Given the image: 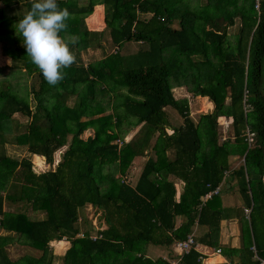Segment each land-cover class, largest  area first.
<instances>
[{"label": "trees", "instance_id": "obj_1", "mask_svg": "<svg viewBox=\"0 0 264 264\" xmlns=\"http://www.w3.org/2000/svg\"><path fill=\"white\" fill-rule=\"evenodd\" d=\"M204 1L195 8L192 0H58L71 13L61 35L78 43L76 62L53 87L16 30L34 0H0L1 54L26 73L31 98L0 79V264H52L49 245L61 240L70 243L62 264H175L172 255H145L150 245L172 249L178 264H203L198 246L220 248L239 264L264 261V0L258 10L256 0ZM98 5L113 52L86 65L81 52L104 45L106 31L86 24ZM124 43L132 45L123 52ZM183 87L207 98L212 111L192 117L188 99L174 95ZM222 118L232 137L221 143ZM125 120L138 128L129 140L119 131ZM10 141L26 149L21 159L7 155ZM64 147L54 169L33 172L30 157L53 165ZM147 155L132 185L130 172ZM232 156L242 159L234 170ZM173 179L183 182L178 198ZM227 179L241 208L223 206ZM87 205L105 213L106 230L86 224ZM234 218L240 247H220L221 222ZM190 235V250L179 254L176 243ZM15 245L25 253L12 260L7 248Z\"/></svg>", "mask_w": 264, "mask_h": 264}, {"label": "rangeland", "instance_id": "obj_2", "mask_svg": "<svg viewBox=\"0 0 264 264\" xmlns=\"http://www.w3.org/2000/svg\"><path fill=\"white\" fill-rule=\"evenodd\" d=\"M204 0H192V7H199L201 5L204 4ZM81 4H84V2H82ZM98 15V14H97ZM86 22L88 23L89 28H91L93 31L96 32H100L102 30L105 29H101L102 27V23L99 25V22H101V20L97 19V20H93V17L90 16L86 19ZM237 26L233 29L230 30V35H233V33L236 31ZM105 34L103 37H101V41H99V43L104 44L102 45V48L100 49H95V48H90L85 52H81L80 56L82 61L84 62V64H89L90 62H95L98 61L99 59L103 58L105 55H108L109 53H112L113 50L110 47V43H109V35L107 30H105ZM233 33H232V32ZM234 41V37L230 38V42ZM96 42V41H95ZM131 43H124L121 47V51L124 52V49L127 45H129ZM96 45V44H95ZM132 45V44H131ZM0 69H2L0 71V79H7L9 80L11 83V87L12 90L14 92H16L18 94L19 97H21L22 99H26L28 102L30 101L29 99L30 96H27V93L29 91L28 85H29V79H27L28 77L26 76V73L23 72L22 69L16 68L13 63L11 65L8 64V58H5L2 56L1 54V46H0ZM27 77V78H26ZM175 97H177V99H183L188 97V101L190 104V110H191V115L192 117H194L196 120L198 118L199 115H208L213 108V105H210V101L205 99V98H200V97H194V95H191L188 93L187 87H183V88H177L175 89L174 92ZM103 101H106V99L104 98ZM72 101H69V104H71ZM31 105H33V102L31 103ZM210 106V108H209ZM173 119L178 120L179 117L175 114V113H171ZM18 120H20L23 123H26V118H21V117H17ZM130 121V120H129ZM180 122V120H179ZM230 123L228 120H226L225 118H222L219 122V128H218V133H219V142H223L225 139L227 138H231L232 137V130H231V126H229ZM132 130V131H131ZM119 131H122L123 133L126 132L128 133L127 136V140H129V138L138 131V128H133L127 120L123 121V123L121 124V127L119 129ZM131 131V132H130ZM121 132V133H122ZM93 135V130H87L83 136L82 139H86L89 136ZM67 147L62 148L60 151L56 152V154L54 155V164L53 165H48L45 160L43 158H40L39 160L35 159L34 156L30 157L31 161H32V170L35 174H41L44 172H47L49 170L54 169V167L56 166V164L61 160V157L63 155V151L66 149ZM5 151L7 153L8 156L15 158V159H21L25 154H26V149L24 147H19V146H15L13 145V142H9L6 146H5ZM147 157V156H146ZM143 161L144 159L138 160L135 162V166L133 167V169L130 172V182L133 184H135L137 177L140 173V170L143 166ZM234 162V163H233ZM232 163H242V159L237 156H235L234 160H232ZM39 165H41L39 167ZM112 167H110V169L108 170V168L104 167L103 170V174L104 172L108 171L107 173L112 175V171L111 170ZM114 177H120L118 174L112 175ZM129 181V180H128ZM228 183H229V179H227L224 183V187L223 190H228L230 188H228ZM106 184V182H104L103 186ZM233 190H235L234 186H233ZM27 215L32 218V219H42L43 216L41 213H34L32 210L28 209L27 210ZM83 218L86 219L87 222L86 224H90L94 229H98V230H106L108 228V224L106 222V217H105V213L99 209L98 207H94L91 205H87L84 207L83 209ZM86 227V226H85ZM149 248L152 247L151 245L148 246ZM146 247V248H148ZM146 248L144 250H146ZM159 249H154V255H159ZM162 249V248H161ZM8 254L9 256H11L14 259H18L19 257H21L22 255H24V251L23 248H21L18 245L15 246H9L7 248ZM162 252H167V256L172 255L173 254V250H169L166 251L165 249H162ZM150 254V251H146L145 255ZM161 255V254H160ZM174 255H177L176 253H174Z\"/></svg>", "mask_w": 264, "mask_h": 264}, {"label": "clouds", "instance_id": "obj_3", "mask_svg": "<svg viewBox=\"0 0 264 264\" xmlns=\"http://www.w3.org/2000/svg\"><path fill=\"white\" fill-rule=\"evenodd\" d=\"M70 19L69 9L61 8L58 0H34L16 25L27 56L53 87L66 77L64 69L76 62L72 46L78 43V38L61 35L67 32ZM8 64H12L10 58Z\"/></svg>", "mask_w": 264, "mask_h": 264}, {"label": "crops", "instance_id": "obj_4", "mask_svg": "<svg viewBox=\"0 0 264 264\" xmlns=\"http://www.w3.org/2000/svg\"><path fill=\"white\" fill-rule=\"evenodd\" d=\"M82 2L87 3V0H80V4ZM97 10L100 11V19L99 20H101V22H99V25L102 23L101 29H104L105 27L103 24V15H104L103 7L100 5L96 6L94 14L97 13ZM86 24H87V27L89 28L88 23H86ZM89 29L92 30L91 28H89ZM186 98H188V97H186ZM200 98H202V97H200ZM205 99H207V98H205ZM211 104L212 103L210 102V105ZM147 157H148V155H147ZM147 157L144 159V161L147 159ZM234 158H235V156H232L230 158V161H229L231 164V170H234L240 166V163H235V164H233L234 162L232 163V160H234ZM174 183H175V189H176V196L178 198L181 191H182V188H183V182L178 181V180H174ZM222 187H224V186H221L220 195L222 196L223 206L224 207L241 208L242 207V201H241L240 197L238 196L237 192L235 190H233V185L229 184L228 188H230V189H228V190H223ZM181 222H182V219L180 217H177L176 218V227H178L181 224ZM203 232H204V230L201 233L203 234ZM81 234H83L82 231H81ZM219 243H220V247L221 246H230L231 248H236V249H238L240 247V223H239V220L237 218L224 220L223 222H221L220 234H219ZM198 247H199L198 250L200 249V252L202 253V255H203V253H206V255H207L206 260L203 262V264H237V263L239 264L238 258H236V259L234 258V260L231 261V259H228L226 256H224L221 251L219 254L216 253V250H221L220 248L211 249V248H204L203 246H198ZM69 248H70V243L68 242V240H61L59 242H57V241L51 242L49 245L48 253L52 259V264H62V257H64L66 251ZM153 250H154V248H151V247L148 248V251H150L149 255L147 253L148 257H151V258L162 257V258H166V259L169 258V256H167V252H162V249H159V255L158 254L154 255ZM36 253L39 255V252H36ZM171 258L172 259L169 260L170 262L178 264L175 262L176 260H175L173 254H172ZM11 259L16 260L12 257H11Z\"/></svg>", "mask_w": 264, "mask_h": 264}, {"label": "built area", "instance_id": "obj_5", "mask_svg": "<svg viewBox=\"0 0 264 264\" xmlns=\"http://www.w3.org/2000/svg\"><path fill=\"white\" fill-rule=\"evenodd\" d=\"M255 8H256V10L259 9V0H256V6H255ZM251 137H252V134H249V135H248L249 140H251ZM218 192H219V188L215 189V191H213L212 193L206 195V196L203 198V201L206 200V199H208L212 194H217ZM249 212H250V211H249L248 209H244V213H245L246 217H248ZM95 229H96V228H95ZM96 230H98V229H96ZM81 235H82V234H81ZM81 235H80V236H81ZM92 239H95V238H92ZM192 244H193V239H192V237H191V235H190V236H188V237L186 238L185 241L177 242V243H176V248L179 250V254H181V253H187V252L190 250ZM251 249H252L253 251H255L253 246H252ZM216 253L219 254V253H220V250H216ZM201 255H202V254H201ZM202 257H203V258H202V261L204 262V261L206 260V257H207L206 253H203ZM257 259H258V258H257ZM258 260H259V259H258ZM260 264H264V261L260 260Z\"/></svg>", "mask_w": 264, "mask_h": 264}]
</instances>
